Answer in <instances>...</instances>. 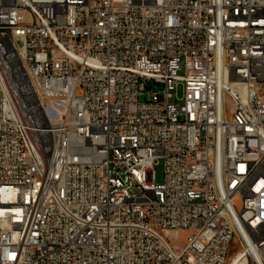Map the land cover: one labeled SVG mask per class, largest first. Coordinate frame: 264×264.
Listing matches in <instances>:
<instances>
[{
    "label": "built area",
    "instance_id": "built-area-1",
    "mask_svg": "<svg viewBox=\"0 0 264 264\" xmlns=\"http://www.w3.org/2000/svg\"><path fill=\"white\" fill-rule=\"evenodd\" d=\"M262 196L264 0H0V264H264Z\"/></svg>",
    "mask_w": 264,
    "mask_h": 264
},
{
    "label": "rangeland",
    "instance_id": "rangeland-1",
    "mask_svg": "<svg viewBox=\"0 0 264 264\" xmlns=\"http://www.w3.org/2000/svg\"><path fill=\"white\" fill-rule=\"evenodd\" d=\"M181 90L179 88L178 90V95L180 96ZM145 98H147V96H145ZM142 101V98H141ZM154 173H155V177H154V182L155 183H161L162 182V165L159 163L157 166L154 167ZM188 236L187 232H179L175 234V238L170 240V243H174L175 245H177L178 247L182 248L185 243H186V237ZM238 250V244L236 241L232 242V244L230 245L229 248V252H228V256L229 258H231L234 253Z\"/></svg>",
    "mask_w": 264,
    "mask_h": 264
},
{
    "label": "bare ground",
    "instance_id": "bare-ground-1",
    "mask_svg": "<svg viewBox=\"0 0 264 264\" xmlns=\"http://www.w3.org/2000/svg\"><path fill=\"white\" fill-rule=\"evenodd\" d=\"M262 209H264V196H262ZM244 245V244H243ZM244 251H250L249 249L246 248V246L244 245ZM242 252H239L238 256L236 257H231L230 260L228 261L227 264H245V261L243 259V255H242Z\"/></svg>",
    "mask_w": 264,
    "mask_h": 264
}]
</instances>
